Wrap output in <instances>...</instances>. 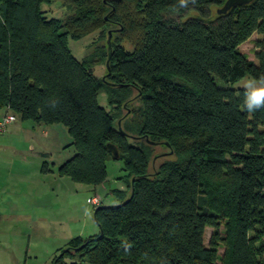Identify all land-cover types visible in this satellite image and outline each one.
I'll use <instances>...</instances> for the list:
<instances>
[{
  "label": "trees",
  "instance_id": "obj_1",
  "mask_svg": "<svg viewBox=\"0 0 264 264\" xmlns=\"http://www.w3.org/2000/svg\"><path fill=\"white\" fill-rule=\"evenodd\" d=\"M50 1L0 0V108L66 127L74 153L59 176L101 185L119 160L130 189L114 190L120 203H90L99 232L73 237L53 264H264V108L244 111L233 86L264 76V0L214 15L226 0H63V19L44 14ZM110 23L133 39L112 46L105 84L68 40ZM254 33L256 62L239 49ZM133 90L141 115L126 116L127 129L97 96L117 109ZM160 143L173 158L150 175Z\"/></svg>",
  "mask_w": 264,
  "mask_h": 264
},
{
  "label": "rangeland",
  "instance_id": "obj_2",
  "mask_svg": "<svg viewBox=\"0 0 264 264\" xmlns=\"http://www.w3.org/2000/svg\"><path fill=\"white\" fill-rule=\"evenodd\" d=\"M42 8L47 17H57L63 19L64 15L67 13L63 0H51L48 4H44ZM212 10L213 15L217 13L216 7H213ZM118 28V25L110 23V25L108 24L103 31L98 29L80 40H68L70 50L74 56L78 59L89 58L90 61L96 62L94 65V73L97 77L102 79L105 84L110 82L107 77L108 71L106 68L108 53L107 39L109 31L112 32L110 38L111 46L122 44L126 48H131L132 45L131 40L133 37L131 40L126 39L123 33H119ZM257 37L258 34L254 33L247 41L239 46L240 51L255 62V39ZM102 49L105 50L106 57L103 55ZM248 78H250V76H244L239 81L234 83L233 86L235 88H243L242 86ZM138 97L137 91L133 90L130 98H128L129 100L127 99L125 103L122 102L117 109H113L108 105L107 95L104 91L98 92L97 99L101 106L110 111L112 114L118 116V118H115L114 123L121 124V121L130 114L132 115V117H129L130 120H139L142 104ZM128 120L126 123L124 121L121 124L127 127V129L128 124H130ZM16 123L20 124V129L16 131V133L20 136V152L23 149L29 150L25 147L27 142L32 143V148L34 147L35 149L34 154L28 153L29 158L31 159L29 165L37 167L39 158H41V162L37 169H31V171L34 170L32 172H29V170L26 169V173L24 174L26 176L25 181L31 187L35 188V193L37 195L36 198H38L42 205L47 204L49 206L48 208L55 214L57 220V223L51 226L53 229L50 230L49 233L40 231L38 235L33 238L37 240L38 246L32 245L26 249L28 250V253L26 251L23 253H27V256L26 254H23L24 256H22L20 264H53L55 256L60 253L61 249H66L67 243L73 237L77 235L88 237L96 235L99 232L98 226L93 218V209L96 205L93 206L88 203L87 197H92L94 194L100 198V204L102 201L104 204H117L122 200L114 194V190L120 189L121 187L125 189L126 197L124 199H126L130 195V189L128 187L126 188V184L123 179H120V177L125 174V171L123 170V165L119 160L110 159L108 161L107 180L100 186L88 185L87 188V185L80 184L79 186L67 176H59L56 170L58 165L67 158L71 157L74 153L72 146L66 147V145L72 141L66 127L61 123L39 126L35 125L30 120H21L18 117L16 119ZM43 127L46 128V130L43 129ZM44 130L46 132H44ZM130 141L133 143L135 142L133 139H130ZM140 142H142L141 144H145L144 141L140 140ZM151 150L152 153L149 158L148 173L153 175L161 163L166 160H172L173 156L171 155V150L163 143L152 145ZM37 151H45L47 156L42 155L41 153L39 154ZM44 156L50 166L54 168L55 176L58 180L54 178V175H52L51 172L42 173L40 171V173L38 171L41 168ZM59 180L64 182V187L61 184H56L59 183ZM54 181L56 182L54 183ZM48 183H50V185L56 184V186L61 185L63 189H60V192L59 188H57V191L49 189L50 193H48L45 187V184ZM43 189L46 191L44 194L41 193ZM43 211L47 210L43 209ZM211 232L212 228L207 227L205 231L206 244H208ZM219 253H222V248H219ZM65 261L69 264L72 260L67 258ZM79 264L89 263L87 261H80Z\"/></svg>",
  "mask_w": 264,
  "mask_h": 264
},
{
  "label": "crops",
  "instance_id": "obj_3",
  "mask_svg": "<svg viewBox=\"0 0 264 264\" xmlns=\"http://www.w3.org/2000/svg\"><path fill=\"white\" fill-rule=\"evenodd\" d=\"M6 113L11 112L6 108H0V118ZM18 129H20V124H17L15 120L4 132L0 133V264H20L23 254L27 256L28 250L26 249L32 245L38 246L37 240L33 238L40 231L49 233L53 229L51 226L57 223L56 216L48 208L49 206L40 203L36 198L35 188L25 181L26 169L29 172L31 169H37L41 158H39L37 167L29 165L31 159L28 153L34 154L35 149L32 148V143L27 142L25 147L29 150L23 149L20 152V136L16 133ZM43 129L46 130L44 127ZM37 153L47 155L45 151H37ZM43 158L47 161L45 156ZM54 171L52 168L51 173L58 180ZM56 184L65 186L61 180ZM56 184H45L48 193H50L49 189L57 191L59 188V192L63 189L61 185L56 186ZM80 184L77 183L79 186ZM86 187L88 188V185ZM45 192L44 189L41 191L42 194ZM90 198L87 197L88 203H90ZM24 251L27 253H23Z\"/></svg>",
  "mask_w": 264,
  "mask_h": 264
},
{
  "label": "clouds",
  "instance_id": "obj_4",
  "mask_svg": "<svg viewBox=\"0 0 264 264\" xmlns=\"http://www.w3.org/2000/svg\"><path fill=\"white\" fill-rule=\"evenodd\" d=\"M181 8L187 6V0H180ZM242 107L246 112L254 113L264 108V76L250 77L243 84Z\"/></svg>",
  "mask_w": 264,
  "mask_h": 264
},
{
  "label": "water",
  "instance_id": "obj_5",
  "mask_svg": "<svg viewBox=\"0 0 264 264\" xmlns=\"http://www.w3.org/2000/svg\"><path fill=\"white\" fill-rule=\"evenodd\" d=\"M253 0H226L224 2V4L217 9V13H226L230 8H232L233 6H236V5H246L250 2H252ZM108 39H107V44H108V58H107V61H106V68L108 69L109 71V60H110V57H111V53H112V46H111V35H112V32L109 31L108 33ZM120 123H118L119 125ZM119 130L122 131L121 127L118 126ZM108 148L112 151V153L117 156L118 152H117V149L114 145L112 144H108Z\"/></svg>",
  "mask_w": 264,
  "mask_h": 264
},
{
  "label": "built area",
  "instance_id": "obj_6",
  "mask_svg": "<svg viewBox=\"0 0 264 264\" xmlns=\"http://www.w3.org/2000/svg\"><path fill=\"white\" fill-rule=\"evenodd\" d=\"M16 120V116L12 113H6L0 118V133H2L8 124ZM89 202L93 205L100 204V198L98 196H93L89 199Z\"/></svg>",
  "mask_w": 264,
  "mask_h": 264
}]
</instances>
